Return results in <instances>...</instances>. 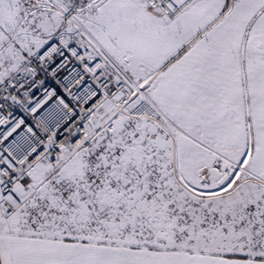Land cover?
Here are the masks:
<instances>
[{
  "label": "snow or ice",
  "instance_id": "6c2138e0",
  "mask_svg": "<svg viewBox=\"0 0 264 264\" xmlns=\"http://www.w3.org/2000/svg\"><path fill=\"white\" fill-rule=\"evenodd\" d=\"M0 264H264V0H0Z\"/></svg>",
  "mask_w": 264,
  "mask_h": 264
}]
</instances>
